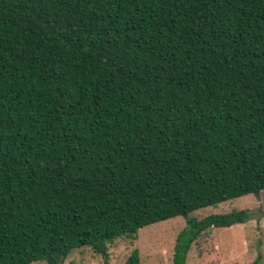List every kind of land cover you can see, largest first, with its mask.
<instances>
[{
  "label": "trees",
  "instance_id": "1",
  "mask_svg": "<svg viewBox=\"0 0 264 264\" xmlns=\"http://www.w3.org/2000/svg\"><path fill=\"white\" fill-rule=\"evenodd\" d=\"M262 190L264 0H0V264L176 216L186 264L251 215L194 211Z\"/></svg>",
  "mask_w": 264,
  "mask_h": 264
},
{
  "label": "rangeland",
  "instance_id": "2",
  "mask_svg": "<svg viewBox=\"0 0 264 264\" xmlns=\"http://www.w3.org/2000/svg\"><path fill=\"white\" fill-rule=\"evenodd\" d=\"M238 209H249V219L231 227L208 229L193 243L186 264H252L259 254L258 264H264V190L258 196L248 194L196 210L192 216L200 219ZM186 225L183 216L150 224L140 229L136 239L121 237L112 242L108 261L89 246H82L74 249L63 264H124L135 248L140 251L141 264H174L177 236Z\"/></svg>",
  "mask_w": 264,
  "mask_h": 264
}]
</instances>
